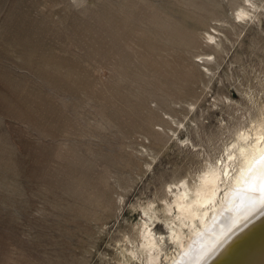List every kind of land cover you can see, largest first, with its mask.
Here are the masks:
<instances>
[{"label":"rangeland","instance_id":"rangeland-1","mask_svg":"<svg viewBox=\"0 0 264 264\" xmlns=\"http://www.w3.org/2000/svg\"><path fill=\"white\" fill-rule=\"evenodd\" d=\"M257 127L264 0H0V264H146V228L171 263Z\"/></svg>","mask_w":264,"mask_h":264},{"label":"bare ground","instance_id":"bare-ground-1","mask_svg":"<svg viewBox=\"0 0 264 264\" xmlns=\"http://www.w3.org/2000/svg\"><path fill=\"white\" fill-rule=\"evenodd\" d=\"M258 128L250 143L249 134L240 136L247 140L228 155L224 170L211 169L194 190L184 184L175 193L167 207L176 214L168 240L181 250L169 264H264V132ZM142 238L146 264H160V239L148 228Z\"/></svg>","mask_w":264,"mask_h":264}]
</instances>
